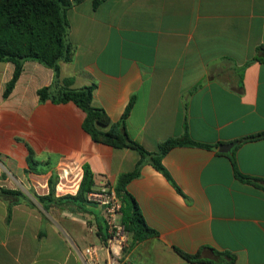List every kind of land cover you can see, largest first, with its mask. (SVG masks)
<instances>
[{
    "label": "crops",
    "instance_id": "crops-1",
    "mask_svg": "<svg viewBox=\"0 0 264 264\" xmlns=\"http://www.w3.org/2000/svg\"><path fill=\"white\" fill-rule=\"evenodd\" d=\"M94 1L67 12L75 52L61 63V79L73 89L94 84L93 104L113 122L134 98L126 130L148 152L184 136L198 144L163 156L169 178L146 159L127 185L155 232L130 234L127 264H211L176 249L212 264H264V138L238 143L264 132V0ZM14 70L0 63V187L21 195H0V264H85L89 246L105 264L100 209L44 205L37 196L49 194L53 176L57 198L75 195L85 166L93 191L115 187L142 157L93 141L74 103H40L38 90L55 76L38 62H25L4 98ZM230 143L231 152L219 151ZM233 158L251 180L237 177Z\"/></svg>",
    "mask_w": 264,
    "mask_h": 264
},
{
    "label": "trees",
    "instance_id": "trees-1",
    "mask_svg": "<svg viewBox=\"0 0 264 264\" xmlns=\"http://www.w3.org/2000/svg\"><path fill=\"white\" fill-rule=\"evenodd\" d=\"M83 1L0 0V63L11 62L15 66L13 77L7 83L3 96L8 98L12 93L26 61L38 62L51 68L55 76L52 86L38 90L40 103L46 101H51L54 104L74 103L85 113L83 129L91 136L93 141L115 149H133L141 155L142 160L138 163L136 169L131 173L123 174L114 187L122 204V223L135 239L141 240L154 235L155 232L146 225L135 199L126 190L127 185L132 179L139 176L140 167L146 159L150 160L158 171L169 178L161 163L163 156L174 147L195 146L198 144L188 136H184L160 144L158 152H148L135 142L126 130L125 122L134 98L131 99L122 118L117 122H113L104 109L93 104L94 84L73 89L70 88V80L61 79V63L71 62L75 52L74 46L69 41L67 12L73 5ZM99 3V0H95L93 3L94 8ZM262 51L264 53V47ZM259 60L264 61V57ZM61 82H63V87H59ZM262 138H264V132L239 140L238 143ZM205 147L211 148L212 146ZM232 160L237 177L243 180H251L238 171L235 159L233 158ZM27 161L29 168L33 170L37 164V159L32 149H29ZM55 183L53 176L49 180V194L37 196L39 202L44 205L46 203H54L58 206L69 203L76 207L74 208L76 211L89 213L87 194L93 191L94 176L88 166L84 167L83 177L75 195H65L57 198L55 196ZM0 195L4 197L19 196L21 192L0 187ZM93 215L99 216V214L94 212ZM98 225L101 229L102 241L105 243L107 235L102 231V222L98 221ZM176 251L189 261L213 263L202 260L199 256H191L177 249ZM215 254L217 256L226 255L216 251ZM232 260L231 258L229 263Z\"/></svg>",
    "mask_w": 264,
    "mask_h": 264
},
{
    "label": "built area",
    "instance_id": "built-area-1",
    "mask_svg": "<svg viewBox=\"0 0 264 264\" xmlns=\"http://www.w3.org/2000/svg\"><path fill=\"white\" fill-rule=\"evenodd\" d=\"M87 200L100 209L106 227L107 240L102 247L107 255L105 264H127L126 249L130 233L121 221L122 204L115 188L105 185L97 191L89 192ZM98 253V247L89 246L80 255L85 264H99Z\"/></svg>",
    "mask_w": 264,
    "mask_h": 264
},
{
    "label": "water",
    "instance_id": "water-1",
    "mask_svg": "<svg viewBox=\"0 0 264 264\" xmlns=\"http://www.w3.org/2000/svg\"><path fill=\"white\" fill-rule=\"evenodd\" d=\"M236 147V143H230V144H225L221 145L219 151L221 153H229L231 152L234 148Z\"/></svg>",
    "mask_w": 264,
    "mask_h": 264
},
{
    "label": "rangeland",
    "instance_id": "rangeland-1",
    "mask_svg": "<svg viewBox=\"0 0 264 264\" xmlns=\"http://www.w3.org/2000/svg\"><path fill=\"white\" fill-rule=\"evenodd\" d=\"M83 213H85V212H83Z\"/></svg>",
    "mask_w": 264,
    "mask_h": 264
}]
</instances>
